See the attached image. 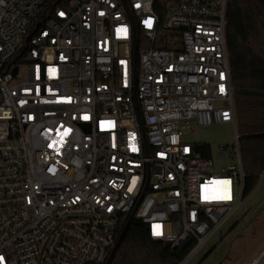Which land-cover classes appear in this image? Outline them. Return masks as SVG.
<instances>
[{"label": "built area", "instance_id": "obj_1", "mask_svg": "<svg viewBox=\"0 0 264 264\" xmlns=\"http://www.w3.org/2000/svg\"><path fill=\"white\" fill-rule=\"evenodd\" d=\"M155 3L0 0V264H106L132 213L186 264L241 207L239 136L185 140L236 123L229 0Z\"/></svg>", "mask_w": 264, "mask_h": 264}, {"label": "trees", "instance_id": "obj_2", "mask_svg": "<svg viewBox=\"0 0 264 264\" xmlns=\"http://www.w3.org/2000/svg\"><path fill=\"white\" fill-rule=\"evenodd\" d=\"M170 2L156 0L155 12L162 23ZM226 37L237 117L253 121L243 124L245 134L239 140L246 175L245 199L264 174V0H229ZM138 40L139 60L141 49L147 46L140 29ZM251 109L253 115L244 114V110L248 114ZM195 146L202 156L212 157L209 144ZM127 222L128 219H124L121 229ZM192 247L193 243L180 248L154 241L149 237L147 226L133 218L110 264H181Z\"/></svg>", "mask_w": 264, "mask_h": 264}, {"label": "rangeland", "instance_id": "obj_3", "mask_svg": "<svg viewBox=\"0 0 264 264\" xmlns=\"http://www.w3.org/2000/svg\"><path fill=\"white\" fill-rule=\"evenodd\" d=\"M252 109L248 114H246V110L243 112L247 116L253 115ZM237 115H239V113L236 111L235 124H216L199 129L193 133L185 132V140L187 142L194 145L200 143L210 145L211 156L216 164V170L231 162V152L234 147H237L235 135L237 134L239 138L244 136L245 131L243 130V124H245V122H253L251 119L249 120V118H246L245 120H243V118H238ZM261 178V183L263 184L261 185L260 183L259 186L264 190V176ZM263 195L262 192H258L257 197L254 200L256 202L261 201ZM247 198L248 196L243 199L241 207L239 208L240 210L235 215L233 220L234 222L237 219L235 226L231 227V229L222 236L221 234H218L212 247L210 246L203 251H200L186 264L246 263L253 252V248L256 246L257 240L264 235V211H261L260 214H258L256 209H253L249 212L248 210L250 209L247 210L246 208L250 203V198ZM252 217H254V220L250 224ZM261 264H264V260Z\"/></svg>", "mask_w": 264, "mask_h": 264}, {"label": "crops", "instance_id": "obj_4", "mask_svg": "<svg viewBox=\"0 0 264 264\" xmlns=\"http://www.w3.org/2000/svg\"><path fill=\"white\" fill-rule=\"evenodd\" d=\"M264 174L261 176L263 177ZM261 180L262 178H260V181H259V184L257 185V187L253 190V192L248 196L247 199L250 198V203L248 204L247 206V210L249 212H251L253 209H256L257 213L260 214L261 211H264V195H263V199L261 201H255L254 199H256L257 197V194L258 192H262L264 194V190L262 188H260V183H261ZM263 183H261L262 185ZM259 188V189H258ZM246 199V200H247ZM240 210V209H239ZM238 210V211H239ZM237 211V212H238ZM237 214V213H236ZM235 214V215H236ZM257 214V215H258ZM235 215L230 219V221L223 227V229L218 232L210 241L209 243L201 250L203 251L204 249L208 248V247H212L214 245V242H215V239L217 237L218 234H221V236L224 234V233H227V231H229V229H231V227L235 226V224L237 223V219L233 222L234 218H235ZM256 215V214H255ZM254 215V216H255ZM256 219H257V216H256ZM255 219V220H256ZM251 222L250 224L253 222L254 220V217L251 218ZM264 250V235L261 236L258 240H257V243H256V246L253 248V252L252 254L250 255L249 259L246 261L245 264H251L253 262L254 259H256ZM264 260V256L261 257L260 261L258 264H261L262 261Z\"/></svg>", "mask_w": 264, "mask_h": 264}, {"label": "water", "instance_id": "obj_5", "mask_svg": "<svg viewBox=\"0 0 264 264\" xmlns=\"http://www.w3.org/2000/svg\"><path fill=\"white\" fill-rule=\"evenodd\" d=\"M129 12H130V10H129ZM130 13H131V12H130ZM134 58H135V63H136V58H137L136 40H135V43H134ZM16 73H17V71L15 70L14 74H16ZM133 216H134V213H132V214L129 216V218H128V222L126 223L125 227L122 229L121 234H120V236H119V238H118V240H117L115 246L113 247V249H112V251H111V253H110V255H109V258H108V260H107V262H106V264H110V263H111L112 258H113V256H114V253L116 252V250H117V248H118V246H119V243H120V241H121V239H122V236H123L124 232L126 231V228H127L128 224H129V222L133 219ZM166 246H171V244H170V243H166ZM182 247H183V246H182Z\"/></svg>", "mask_w": 264, "mask_h": 264}]
</instances>
